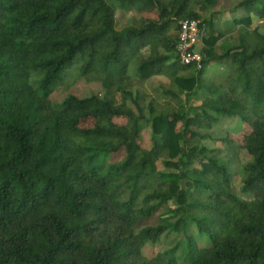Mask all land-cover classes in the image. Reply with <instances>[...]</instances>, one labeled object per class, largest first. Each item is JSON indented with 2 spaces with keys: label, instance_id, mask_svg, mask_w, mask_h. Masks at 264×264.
Returning <instances> with one entry per match:
<instances>
[{
  "label": "trees",
  "instance_id": "obj_1",
  "mask_svg": "<svg viewBox=\"0 0 264 264\" xmlns=\"http://www.w3.org/2000/svg\"><path fill=\"white\" fill-rule=\"evenodd\" d=\"M217 3L0 0V264H264V33L218 45L229 20ZM130 8L156 18L117 28V10ZM229 13L236 24L250 25L253 13L264 20V0ZM182 20L199 23L200 68L179 60ZM212 62L225 73L210 79ZM131 63L141 82L169 80L163 107L153 100L145 113L127 88ZM77 78L100 81L105 93L54 102ZM191 96L200 105L187 106ZM221 117L251 128L244 144L213 135ZM205 140L222 141L226 154ZM241 150L249 162L240 163ZM238 165L251 198L235 191ZM161 208L169 215L148 224ZM193 225L209 245L189 233ZM172 233L184 239L143 254Z\"/></svg>",
  "mask_w": 264,
  "mask_h": 264
},
{
  "label": "rangeland",
  "instance_id": "obj_2",
  "mask_svg": "<svg viewBox=\"0 0 264 264\" xmlns=\"http://www.w3.org/2000/svg\"><path fill=\"white\" fill-rule=\"evenodd\" d=\"M242 0H218V3L215 7L217 10H222L224 12L223 19L229 20L227 21V24L222 25L223 27L226 26L228 28L229 32L225 38L220 40L218 45H221L223 47L233 44H238V34L239 33H246L247 37L250 41H254L256 39L254 29H257L259 32L264 33V20L260 19L255 13L251 15V24H236L233 23V21L230 18L229 11L234 9L237 4ZM145 15H150V13H146ZM143 16L141 13H139L136 9L130 8V9H118L116 13L117 18V28H122L126 24L131 23L133 21L138 20ZM177 34L176 31H174L173 35ZM150 53L149 48H145L142 50V54L144 56H148ZM193 72V69L188 70L182 75L184 76H190ZM69 73L72 75L68 78H72L78 74L77 68L70 69ZM225 73V68L220 65L219 62H212L209 64V66L206 69L205 76L207 78H215L217 76H221ZM129 75V83L127 88L133 93V94H139L140 96V102L145 107V113L148 112L147 105L153 101L157 100L160 103V106L163 107L165 103L169 100L168 98H165L161 92V89H164L168 87L169 80L165 76H155L149 79L146 82H141L137 73L136 65L134 63H131L128 70ZM105 93V89L100 81L97 80H87L85 78H77L75 79H69L65 82L64 85L59 86L52 94L51 98L54 102H60L62 101L68 94H75L80 98L88 97L91 95H99L102 96ZM116 97L118 98V102H121L122 95L116 92ZM185 95V94H184ZM201 99L191 96L186 102V105H192L197 106L200 105ZM160 108V107H159ZM119 122L123 123L124 120H119ZM94 124L93 120H88L86 123H84L85 126H92ZM251 131V128L243 124L238 119L234 118H227V117H221L220 123L216 125L213 128V135L217 137L218 139H221L223 137H229L231 138L236 144L242 145L244 144V138L247 134H249ZM152 139V129L150 126H146L142 130V140L146 145H150V141ZM205 145L208 147L213 148H220V153L223 155L227 152V146L220 140L211 141V140H205L203 141ZM122 154L120 157L116 160H120L122 158ZM251 159V156L245 151H240V163L244 164L249 162ZM238 169L236 172V178L234 180V187L235 191L244 198H251V195L242 193L240 189L241 184V176L239 174V165L237 166ZM164 171L167 172H174L173 169H165ZM170 206L173 207V202H170ZM165 213L166 215H169V213L166 211L165 208H161L155 215V217L148 221V224H155L158 222V217L162 215V213ZM189 233L192 234L194 237L197 238L198 243L200 246L209 245V242L205 236L200 237L198 234V230L196 226H191L189 228ZM184 239L183 234H177L172 233L168 236H163V239L159 241L156 244L153 243H147L143 248V254L147 258H151L155 256L158 252L164 250L167 247H173L178 243V241H182Z\"/></svg>",
  "mask_w": 264,
  "mask_h": 264
},
{
  "label": "built area",
  "instance_id": "obj_3",
  "mask_svg": "<svg viewBox=\"0 0 264 264\" xmlns=\"http://www.w3.org/2000/svg\"><path fill=\"white\" fill-rule=\"evenodd\" d=\"M202 43V31L196 20L180 21L179 36L176 41V51L181 64L201 67L203 55L199 50Z\"/></svg>",
  "mask_w": 264,
  "mask_h": 264
},
{
  "label": "crops",
  "instance_id": "obj_4",
  "mask_svg": "<svg viewBox=\"0 0 264 264\" xmlns=\"http://www.w3.org/2000/svg\"><path fill=\"white\" fill-rule=\"evenodd\" d=\"M146 13H150V15L148 16V15H145ZM143 16H141V17H150V18H156V15L155 14H153V13H151V12H145V13H143L142 14Z\"/></svg>",
  "mask_w": 264,
  "mask_h": 264
}]
</instances>
